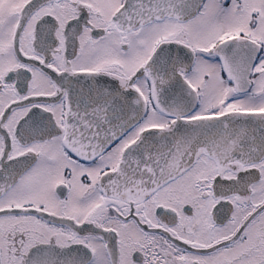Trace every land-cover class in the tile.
Listing matches in <instances>:
<instances>
[{
	"label": "snow or ice",
	"instance_id": "1",
	"mask_svg": "<svg viewBox=\"0 0 264 264\" xmlns=\"http://www.w3.org/2000/svg\"><path fill=\"white\" fill-rule=\"evenodd\" d=\"M0 264H264V0H0Z\"/></svg>",
	"mask_w": 264,
	"mask_h": 264
}]
</instances>
